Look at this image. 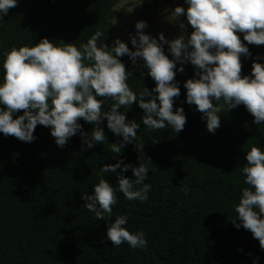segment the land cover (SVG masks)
<instances>
[{
    "label": "trees",
    "instance_id": "trees-1",
    "mask_svg": "<svg viewBox=\"0 0 264 264\" xmlns=\"http://www.w3.org/2000/svg\"><path fill=\"white\" fill-rule=\"evenodd\" d=\"M118 1L17 0L0 16V53L32 46L41 38L55 46L63 42L79 47L97 30L105 33L97 45L105 38V45L111 46L117 37L110 19ZM169 1L187 7L184 0ZM247 47L250 55L240 57L241 76L250 73L254 59L264 63V44ZM119 59L128 71L130 89L139 92L144 86L151 91L155 82L137 71L127 55ZM183 67L174 77L180 95L173 105V111L183 108V130H147L141 122L143 110L133 102L125 115L140 124L134 141L138 149L126 144L113 157L110 143L120 137L107 129L104 120L99 127L106 141L95 144L99 148L96 156L88 154L85 147L82 150L79 133L63 147L54 143L49 128L39 124L31 143L0 134V264H252L254 257L264 264L258 240L232 223L240 190L247 187L240 172L247 163L245 152L252 145L264 151V123L253 124L242 104L227 111L222 107L219 127L209 133L202 113L185 102L183 82L192 78L194 71L189 63ZM118 111L125 110L121 107ZM20 114L22 110L13 118ZM78 122L84 132L91 131L92 124L82 119ZM117 159L134 166L146 159L151 162L145 181L151 185L148 199L140 202L123 197L110 218L126 215L123 227L130 232L143 231L144 248H131L127 243L112 247L106 239L110 221L96 219L81 198L82 192L92 194V185L100 178L116 185L119 169L116 173L98 169ZM123 175L134 179L131 169Z\"/></svg>",
    "mask_w": 264,
    "mask_h": 264
},
{
    "label": "clouds",
    "instance_id": "clouds-1",
    "mask_svg": "<svg viewBox=\"0 0 264 264\" xmlns=\"http://www.w3.org/2000/svg\"><path fill=\"white\" fill-rule=\"evenodd\" d=\"M16 3L17 0H0V16L6 15ZM184 5L187 7L175 6L169 16L172 21L181 16L186 18L192 29L187 37L183 21L178 24L180 34L167 39L163 33L152 37L143 32L147 25L139 20L134 25L135 36L129 35L134 50L119 38H114L111 46L105 45L104 38L98 46V39L105 37V33L97 30L79 47L63 42L62 46H55L49 39L41 38L32 46L21 45L0 53L3 56L0 60V134L31 143L39 124L49 128L58 147L79 133L83 150L106 141L105 132L99 127L104 120L107 129L120 137L110 143L113 157L126 144L138 149L134 141L140 124L134 119L127 120L125 115L133 102L143 110L141 122L147 130L168 128L174 133L183 130L186 123L183 108L178 106L173 111V105L180 95L174 77L184 71L185 63L194 71L193 77L183 82L185 102L195 105L202 113L209 133L219 127L218 113L222 107L227 111L242 104L252 115L253 124L264 123V63L254 59L250 73L240 74V57L250 55L247 45L264 44V0H184ZM238 34L247 43H242ZM165 44L171 59L165 54ZM123 55L134 65L137 58L142 60V67L155 82L151 91L144 86L139 92L130 89L126 82L128 71L119 59ZM109 101L107 110H103ZM121 107L124 112L118 111ZM18 110L22 114L13 118ZM81 119L93 125L90 132L82 130L78 122ZM244 159L247 163L240 172L247 187L240 190L232 223L237 229L242 226L249 230L264 251V151L252 145ZM149 164L147 159L135 166L123 163L122 159L101 164L100 173L120 170L115 187L100 178L92 185V194L81 193L86 201L84 207L96 219L110 221L106 239L112 247L122 243L131 248L147 246L143 231L130 232L123 227L127 223L126 215L110 218L117 191L129 201L148 199L151 185L145 181ZM129 169L134 179L123 175ZM258 259L254 257L252 264H258Z\"/></svg>",
    "mask_w": 264,
    "mask_h": 264
},
{
    "label": "rangeland",
    "instance_id": "rangeland-1",
    "mask_svg": "<svg viewBox=\"0 0 264 264\" xmlns=\"http://www.w3.org/2000/svg\"><path fill=\"white\" fill-rule=\"evenodd\" d=\"M174 7V2L169 0H141V2L140 0H119L113 7L110 28L116 37L125 42L131 50H134V46L129 42V35L135 36L136 29L134 25L139 20L146 22L147 27L142 29L143 32L150 34L152 37H156L158 33H163L167 39H172L180 34L178 24L183 21L187 29L185 33L187 37V34L192 31L187 21L182 16L179 20L172 21V17L169 16ZM163 47L165 54L171 59V55L167 52V44ZM134 67L137 71L147 74V69L142 67L140 58H137V63ZM85 149L92 156H96L99 152V148L95 144L92 148L85 147ZM94 182L96 184L98 180ZM112 185L115 187L114 184ZM116 197L117 202L112 206V209L118 208L123 202L122 193L117 191Z\"/></svg>",
    "mask_w": 264,
    "mask_h": 264
}]
</instances>
